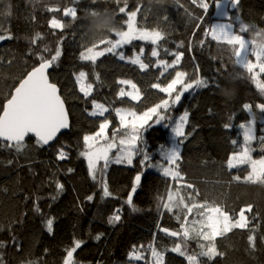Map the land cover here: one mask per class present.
Here are the masks:
<instances>
[{
  "label": "trees",
  "instance_id": "obj_1",
  "mask_svg": "<svg viewBox=\"0 0 264 264\" xmlns=\"http://www.w3.org/2000/svg\"><path fill=\"white\" fill-rule=\"evenodd\" d=\"M205 2L213 5L208 12L199 6L200 0L197 4L192 0H0V35L12 36L0 41V114L13 90L41 63L40 57L51 60L59 48L61 55L52 63L49 75L60 87L71 119L70 130L49 146L37 144L35 136H29L19 152L7 146L8 142H0V264H64L67 251L77 241L81 244L73 252L74 264H152L149 245L164 252L165 264H188L186 256L171 249L179 243L182 249L186 246L188 255L201 251L199 245L206 242L194 235L184 241L181 225L185 216L189 226L200 219L195 209L188 214L184 205L204 202L223 207L233 219L249 206L252 211L244 213L247 228H236L216 238L217 250L223 256L198 259L203 264H264V182L245 181L251 172L247 164L227 167L228 158L244 148V129L240 125L248 123L252 112L262 122H257L250 155L260 157L257 149L264 137L259 131L264 126V112L257 106L264 104V92L250 72L235 64L232 46L212 39L214 0ZM9 5L11 15L3 14ZM52 7L59 11H48ZM73 7L75 19L64 15L66 8ZM121 7L126 9L124 13L119 11ZM93 11L97 13L93 15ZM230 11L235 31L258 41L264 32V0H239ZM131 12L136 13L138 28L158 31L163 36L157 45L137 39L122 48L126 56L143 49L142 60L149 64L148 69L141 70L107 52L95 63L81 59L88 48L102 51L108 46L102 40H115L116 30H126ZM53 18L64 27L52 28ZM238 20L256 29L240 33ZM153 48L159 51L158 57L151 56ZM171 53L183 54L174 68L164 71L156 66L158 59L171 64L175 60ZM81 71L86 73L84 83L93 85L88 97L77 83ZM176 71L187 73L186 83L200 78L208 80L209 87L185 92L181 102L166 114L169 120L161 124H155V118L149 121L151 126L143 131L142 140L152 162L164 163L160 146L170 148L175 144L178 138L172 132L173 121L187 112L186 139L180 145L178 162L182 179L164 177L157 168H142L140 156L134 158L133 165L110 163L93 179L88 161L81 155L85 151L83 137L95 135L106 117L109 126L105 137L111 141L116 133L119 141L124 129L115 109L126 108L137 114L147 111L167 98L152 85L166 86ZM220 77L225 84L217 91L211 84ZM120 80L132 81L140 98L120 97L121 88L133 92L130 85L119 84ZM261 80L264 82V75ZM93 99L109 109L104 117L90 115ZM245 104L251 106V112L243 107ZM61 150L66 153L63 160L58 159ZM102 165L103 161L100 168ZM141 172V183L132 193L135 177ZM57 183L63 185L62 190L57 189ZM105 184L109 196L104 195ZM130 193L137 211L126 202ZM169 194L173 195L174 205L181 197L184 201L180 207L173 206L171 212L162 207L169 203ZM116 215L119 221L109 223ZM48 219L53 220L52 232L47 229ZM162 228L181 235H166ZM251 234L256 237L255 247L248 241ZM134 246L144 259L130 260Z\"/></svg>",
  "mask_w": 264,
  "mask_h": 264
},
{
  "label": "snow or ice",
  "instance_id": "obj_2",
  "mask_svg": "<svg viewBox=\"0 0 264 264\" xmlns=\"http://www.w3.org/2000/svg\"><path fill=\"white\" fill-rule=\"evenodd\" d=\"M198 0H192L193 4H197ZM239 3V0H230V7L235 8ZM199 6L208 12L210 7L209 3L205 0H200ZM214 7L221 9L224 7L223 0H214ZM48 11L56 12L59 11L58 8L52 7ZM121 13H124L126 9L121 7L119 9ZM97 11H93L92 14L95 15ZM6 15H11V6L9 5ZM65 16H71L76 18V9L66 8L64 10ZM224 17H228L227 11L223 12ZM136 16L135 12L128 14V30L127 31H115V40H102L101 43H106L108 46L102 51H93V48H88L87 52L81 53V59L92 61L95 63L98 57L104 56L105 53H112L117 55L120 60H125V54L123 51H117L123 48L124 45L131 43L133 39L150 40L152 44L157 45L158 41L163 39L160 32H149L143 30H137L134 26V18ZM50 26L52 28H63L64 26L56 18L50 21ZM255 26H249L241 23L239 26L240 33L249 34L250 31L255 30ZM212 39L215 41H222L232 46L233 55L235 57V64L246 69L248 72H252L254 67H259L260 72H264V49L257 50L252 47L248 42V38L245 35L237 34L233 29V23H216L211 26L210 29ZM206 35L209 33L206 32ZM39 38V34H37ZM5 39H12L11 35H0V41ZM35 43V40L32 41ZM95 47V45L93 46ZM167 51V50H165ZM61 55V51L58 48L56 50L55 56L51 60L44 59L43 56L40 57L41 63L38 67H35L31 72L27 73L26 77L19 83V86L15 88L14 93L11 98L3 105L2 114H0V142H8L7 146L15 148L17 152L22 151L25 148V137L32 134L36 138L37 144L44 146L48 145L50 141H53L57 133L62 129H68L70 127L68 114L65 109V103L58 94V89L56 84L50 83L47 70L52 66V63L56 61ZM143 55V49H141L140 54L135 55L130 59L132 64L138 65L141 70L149 68V64L145 63L141 56ZM160 55L157 48H153L151 52L152 57H158ZM175 56V60L169 64L167 61L158 59L156 61L157 67H162L164 71L169 68H174L176 63L182 58V53H171ZM249 55L255 56L258 61L257 65H253L249 60ZM163 75V72L161 73ZM187 73L183 71H176L175 77L167 83L166 86H161L160 84H153L152 87L158 89L160 92L165 93L167 98L162 99L158 104L149 108L142 114H137L135 111H127L123 109H115L116 115L119 117L120 124L124 129V132L120 135V139L117 142L115 137L116 133H113V139L109 141L104 133L109 126V122L105 117L104 122L100 123L99 131L95 135H85L83 137L85 151L81 153L88 161L89 174L93 179L96 178L97 172H103L110 163H127L131 165L133 163V158L140 156V165L142 168H157L159 169L164 177H171L172 180L182 179L181 173L179 171L178 162L181 159L180 145L183 144L184 139H186L185 126L188 123L189 114L185 112L178 120L173 121L174 127H172V132L175 137L178 138L175 144L170 148H165L164 145L160 146L161 158L164 163H153L152 157L148 154V151L143 147V131L150 127L149 121H153L155 124H161L162 122L169 120L170 117L166 115L169 110L179 104L182 96L185 92L196 88H208L209 81L205 79H194L191 82L186 83L185 77ZM99 79V77H97ZM255 79V76L253 77ZM86 80V73L81 71L77 76V83L80 85V91L85 97L91 95L93 90V85L91 83H84ZM223 80V83H221ZM121 85H130L133 92L126 93L123 88L120 89L118 95L123 97L125 95L131 96L133 100L139 99V89L130 80H120L118 81ZM225 84L223 77L214 79L211 86L217 91ZM180 85L179 90L177 86ZM257 86L264 92V84L257 83ZM175 93V95H174ZM93 111L90 113L92 116L104 117L105 113L109 111L107 107L103 104L97 103L95 99L92 100ZM246 110L251 112V106L245 104L243 106ZM261 112H264V104L257 106ZM255 123V115L253 114L252 121L248 125L241 124L240 127L244 129V141L245 147L240 153L231 155L227 160V167L229 169L236 168L239 165L247 164L251 168V172L244 177L245 181L255 183L257 181L264 182V158L259 160H254L251 158L250 151L248 147L252 140L256 139L254 134L253 125ZM227 128L228 125H225ZM103 139L105 141L103 146H98L99 141ZM235 143V141H233ZM261 143L264 144V137H261ZM116 149L114 158L110 155L112 149ZM66 153L61 150L58 154V159H65ZM103 161V165L98 169V164ZM68 171H72L69 169ZM143 172L135 177V185L132 188V193L136 192V185H139L142 180ZM235 180L239 181L240 177L235 176ZM57 189L63 188V185L57 183ZM188 188H192L191 184L187 185ZM104 195L109 196L111 193L108 191L107 185L103 188ZM89 200L92 199L91 196L88 197ZM169 203H163L162 207L167 211L171 212L173 206L180 207L184 203L183 197L175 203L173 201V195L169 194ZM128 205L132 208V211H137L135 205L133 204V197L130 193L128 195L127 201ZM187 209V213H193L195 209V215L199 216V220L191 221V226L187 222V216L184 217V222L181 227L183 229L182 237L184 241L192 238L193 235L196 238L203 240L206 243H201L199 247L201 251L197 254L188 255L186 252V246L182 249L181 244H176L171 251L179 253L181 256H186L188 264H203V262L198 259V257H207L208 260H212L216 256H223L224 253L219 252L216 246V238L224 237L227 233L231 232L233 229H244L248 227V220L245 217V211L251 212L252 208L249 206L246 209H242L239 213V218L233 220V218L228 214V212L221 206L214 203L210 204L204 202L201 204H192L191 207L184 205ZM39 209H37L38 211ZM120 216L116 215L110 218L109 223H114L119 221ZM180 219V216H177ZM197 225L199 227H197ZM47 229L49 232L53 230V220H47ZM166 235L176 237L181 235L178 232L170 231L169 229L162 228ZM100 237L97 236L96 239ZM256 237L254 234L249 235L248 241L252 247H255ZM81 242L77 241L75 247L67 251V258L64 264H74L72 257L73 252L76 248L80 247ZM149 250L151 251V256L153 257L152 264H165L164 252L158 251L153 245H149ZM130 260H142L144 256L140 249L133 247V250L129 253Z\"/></svg>",
  "mask_w": 264,
  "mask_h": 264
},
{
  "label": "rangeland",
  "instance_id": "obj_3",
  "mask_svg": "<svg viewBox=\"0 0 264 264\" xmlns=\"http://www.w3.org/2000/svg\"><path fill=\"white\" fill-rule=\"evenodd\" d=\"M223 5H224V7L223 8H221V9H217V8H215V13H214V15H215V20L213 21V24L212 25H214V24H216V23H229V22H231L230 21V18H231V16H232V13H231V11H230V0H223ZM225 11H227L228 12V14H229V16L228 17H224L223 15H222V13L223 12H225ZM239 21V20H238ZM232 23V22H231ZM239 23L241 24V22L239 21ZM134 26L136 27V29L137 30H143V31H149V32H154V31H151V30H145V29H141V28H138L137 27V23H136V16H135V18H134ZM233 29H234V31H235V26H234V24H233ZM128 30V24H127V28H126V30H124V31H127ZM236 32V31H235ZM237 34H239L238 32H236ZM210 34H211V32H210ZM212 37V36H211ZM246 37V36H245ZM118 38V37H117ZM116 38V39H117ZM247 38V37H246ZM133 40H137V39H133ZM132 40V41H133ZM138 40H141V39H138ZM131 41V42H132ZM143 41H148V42H151L150 40H143ZM248 42L252 45V47L253 48H255V49H257V50H260V49H264V45H260L259 44V40L258 41H256V40H251V39H248ZM125 46V45H124ZM123 46V47H124ZM117 51H123L122 50V48L121 49H118ZM123 53L125 54V52L123 51ZM137 54H140V53H135L133 56H126L125 55V57H126V59L125 60H127V61H130V59L131 58H133L135 55H137ZM143 56V55H142ZM142 56H141V59H142ZM249 60H250V62L253 64V65H257L258 64V61L256 60V58H255V56H252V55H249ZM251 74H252V76L254 77L255 76V79H253L254 80V83L257 85V83H260V84H264V82H262V80H261V77H262V75H264V72H260V69H259V67L257 66V67H254L253 68V70H252V72H250ZM258 87V86H257ZM259 88V87H258ZM140 96H141V94H140V92H139V98H140ZM119 109H123V108H119ZM123 110H125V112H127V111H133V110H130V109H123ZM253 114L255 115V113L254 112H252V116H251V119L248 121V123L246 124V125H248L249 124V122L250 121H252V118H253ZM259 119V120H258ZM261 118H259L258 116H256L255 115V123H254V125H253V128H254V134L256 135V133H257V131H258V126H257V122H262V120H260ZM263 121H264V119H263ZM109 122V121H108ZM261 133H264V126L263 127H261V130H259ZM105 133H107V129L105 130ZM104 133V134H105ZM91 135H93V134H91ZM116 141L118 142V140L116 139ZM99 142H101V143H99V145L98 146H103L104 145V143L103 142H105L103 139H101ZM254 142V140H252L251 142H250V144L248 145V147L251 149L252 147V143ZM244 147H245V141H244ZM115 151V148H113L112 149V152L110 153V155L114 158V156H115V153H116V151ZM251 151H252V149H251ZM257 155L258 156H260V157H257V156H251V158L252 159H254V160H259V159H261V158H263L264 157V144H262L261 145V147H259L258 149H257ZM135 158V157H134ZM134 158H133V163H134ZM133 163L131 164V165H133ZM100 164H101V162L98 164V169L100 168ZM125 164H127V163H125ZM127 165H129V164H127ZM99 172V171H98ZM98 172H97V174H98ZM96 177H97V175H96ZM239 218V216L237 217V218H235V219H238ZM235 219H233V220H235Z\"/></svg>",
  "mask_w": 264,
  "mask_h": 264
},
{
  "label": "water",
  "instance_id": "obj_4",
  "mask_svg": "<svg viewBox=\"0 0 264 264\" xmlns=\"http://www.w3.org/2000/svg\"><path fill=\"white\" fill-rule=\"evenodd\" d=\"M232 8V7H231ZM232 9H234V8H232ZM39 65H37L36 67H38ZM35 68V67H34ZM33 68V69H34ZM32 69V70H33ZM51 69H52V66L47 70V74H48V77H49V81H50V83H54V84H56L55 82H52L51 81V78H50V75H49V73H50V71H51ZM31 70V71H32ZM31 71H29V72H31ZM26 77V76H25ZM24 77V78H25ZM23 78V79H24ZM22 79V80H23ZM18 86H19V84H18ZM56 86H57V89H58V94L61 96V99L64 101V103H65V109H66V112H67V114H68V120H69V125H70V127L68 128V129H62L59 133H57V136H56V138L53 140V141H50L49 142V144L48 145H46V146H49V145H51L52 143H54L56 140H57V138L62 134V133H64V132H66V131H69L70 130V128H71V119H70V113H69V110H68V107H67V104H66V102H65V100H64V98L62 97V95H61V93H60V87L56 84ZM14 91H15V89L13 90V93H14ZM12 93V94H13ZM183 97V96H182ZM11 98V97H10ZM9 98V99H10ZM181 100H182V98H181ZM7 102V101H6ZM5 102V103H6ZM181 102V101H180ZM179 102V103H180ZM4 103V104H5ZM178 105V104H177ZM2 114V113H1ZM29 136H34V135H32V134H29ZM29 136H27V137H25V140L29 137ZM138 186V185H137Z\"/></svg>",
  "mask_w": 264,
  "mask_h": 264
},
{
  "label": "clouds",
  "instance_id": "obj_5",
  "mask_svg": "<svg viewBox=\"0 0 264 264\" xmlns=\"http://www.w3.org/2000/svg\"><path fill=\"white\" fill-rule=\"evenodd\" d=\"M237 7V6H236ZM235 7V8H236ZM234 8V9H235ZM109 21H105V23H108ZM258 40H259V44L260 45H264V32H262L261 34H260V36L258 37Z\"/></svg>",
  "mask_w": 264,
  "mask_h": 264
}]
</instances>
